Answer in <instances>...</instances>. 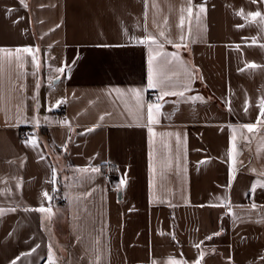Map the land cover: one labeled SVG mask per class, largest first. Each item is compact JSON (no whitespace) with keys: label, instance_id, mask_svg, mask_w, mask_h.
<instances>
[{"label":"crops","instance_id":"1","mask_svg":"<svg viewBox=\"0 0 264 264\" xmlns=\"http://www.w3.org/2000/svg\"><path fill=\"white\" fill-rule=\"evenodd\" d=\"M262 101L264 0H0V264H264Z\"/></svg>","mask_w":264,"mask_h":264},{"label":"snow or ice","instance_id":"2","mask_svg":"<svg viewBox=\"0 0 264 264\" xmlns=\"http://www.w3.org/2000/svg\"><path fill=\"white\" fill-rule=\"evenodd\" d=\"M21 3H23V0H21ZM188 11H189V14H191V8H189ZM204 11H205V9L203 7H201L200 8V12H204ZM249 15L260 16V13L259 12L250 13ZM181 23H183V17H181ZM177 47H179V45H177ZM23 51L24 52H30L31 49L25 48V49H23ZM252 66L255 67V65H252ZM155 86L156 85L152 82V79H151V76H150V79H149V87H155ZM133 91H135V90H133ZM261 108H262L261 115L264 116V101L261 102ZM246 127L249 129V131H251L253 129L254 125L249 124V125H246ZM45 195H47V193H45ZM39 211H45V209L41 208V209H39ZM209 238H211V237H209ZM170 264H174V262H170ZM196 264H199V261H197Z\"/></svg>","mask_w":264,"mask_h":264},{"label":"built area","instance_id":"3","mask_svg":"<svg viewBox=\"0 0 264 264\" xmlns=\"http://www.w3.org/2000/svg\"><path fill=\"white\" fill-rule=\"evenodd\" d=\"M158 102L160 103L161 100H158ZM60 111H61V112H65L66 110H65L64 107H62V108L60 109ZM33 134H34V130H33V128H31V127H26V128H24L23 131H22L21 138H22V139H28V138L31 137Z\"/></svg>","mask_w":264,"mask_h":264}]
</instances>
